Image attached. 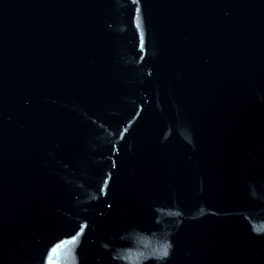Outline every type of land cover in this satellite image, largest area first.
I'll list each match as a JSON object with an SVG mask.
<instances>
[{
    "label": "water",
    "instance_id": "95a60500",
    "mask_svg": "<svg viewBox=\"0 0 264 264\" xmlns=\"http://www.w3.org/2000/svg\"><path fill=\"white\" fill-rule=\"evenodd\" d=\"M0 264H264V0H0Z\"/></svg>",
    "mask_w": 264,
    "mask_h": 264
},
{
    "label": "snow or ice",
    "instance_id": "6c2138e0",
    "mask_svg": "<svg viewBox=\"0 0 264 264\" xmlns=\"http://www.w3.org/2000/svg\"><path fill=\"white\" fill-rule=\"evenodd\" d=\"M133 2L135 3V0H133ZM105 183H107V181H105ZM99 191L103 194L105 192V188L103 186L100 187ZM110 206V205H109ZM86 226L81 224L79 226V229L75 230V234L71 237V239L73 241H75L77 239V237H80L82 235V230L85 228ZM161 257H166L168 255V253L164 250L161 251L160 253Z\"/></svg>",
    "mask_w": 264,
    "mask_h": 264
}]
</instances>
